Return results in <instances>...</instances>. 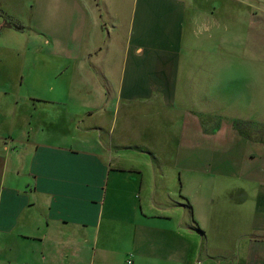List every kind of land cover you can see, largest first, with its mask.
<instances>
[{
  "label": "crops",
  "instance_id": "crops-1",
  "mask_svg": "<svg viewBox=\"0 0 264 264\" xmlns=\"http://www.w3.org/2000/svg\"><path fill=\"white\" fill-rule=\"evenodd\" d=\"M196 1L37 0L0 43V264H264V0Z\"/></svg>",
  "mask_w": 264,
  "mask_h": 264
},
{
  "label": "rangeland",
  "instance_id": "rangeland-1",
  "mask_svg": "<svg viewBox=\"0 0 264 264\" xmlns=\"http://www.w3.org/2000/svg\"><path fill=\"white\" fill-rule=\"evenodd\" d=\"M8 1H9L8 16H6V12L3 11L4 17H7V20H4L3 19L4 17H1L2 20H0V27H3L8 23L10 24V22L6 23L7 21L20 20L23 23L24 27H26V30L25 31L23 30L24 31L23 34H20L14 31L5 33V35L0 36V43H4L7 45L17 43L19 46L21 45L23 49L27 47L29 48L32 45L39 43L40 41L39 39H41L42 37L38 33L39 28L36 26L32 27L35 21L34 18H36L37 0H8ZM201 1L206 4V0H197L195 3V6H199ZM209 1L211 5L214 4L217 6H220L221 3L223 2V0H209ZM33 5L35 7V11L30 10V7ZM220 9L222 8L220 7ZM238 9L241 10V8H238ZM67 10L68 9L66 8H59L58 12H62V11L64 12L62 16V22L56 24L58 26L56 28L58 33L61 31L62 26L64 25V22H66L65 16H66ZM9 16L12 18H9ZM253 21H254L253 26L249 29V39H250V46H251L250 49L252 51L251 54L254 57H257L260 60L264 61V15L261 13L256 14ZM233 31L234 30L232 29V32ZM60 37H63V34H61ZM44 46L47 47L46 40H44ZM46 73L49 74V72L47 71ZM170 146L171 145L168 144L167 148L165 149V152L170 150ZM170 160H171L170 158H166L167 165H171Z\"/></svg>",
  "mask_w": 264,
  "mask_h": 264
},
{
  "label": "trees",
  "instance_id": "trees-1",
  "mask_svg": "<svg viewBox=\"0 0 264 264\" xmlns=\"http://www.w3.org/2000/svg\"><path fill=\"white\" fill-rule=\"evenodd\" d=\"M3 28H8V29H15V30H17V31H22L23 30V27H21V26H11V25H8V24H6L5 26H3V27H0V31L3 29Z\"/></svg>",
  "mask_w": 264,
  "mask_h": 264
},
{
  "label": "built area",
  "instance_id": "built-area-1",
  "mask_svg": "<svg viewBox=\"0 0 264 264\" xmlns=\"http://www.w3.org/2000/svg\"><path fill=\"white\" fill-rule=\"evenodd\" d=\"M127 264H131V262H130V261H128V262H127Z\"/></svg>",
  "mask_w": 264,
  "mask_h": 264
}]
</instances>
